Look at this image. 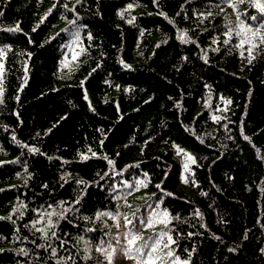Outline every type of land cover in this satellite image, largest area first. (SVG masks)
Returning <instances> with one entry per match:
<instances>
[{
  "label": "trees",
  "instance_id": "16d2710c",
  "mask_svg": "<svg viewBox=\"0 0 264 264\" xmlns=\"http://www.w3.org/2000/svg\"><path fill=\"white\" fill-rule=\"evenodd\" d=\"M235 14L264 28L255 0H0V264H264V44Z\"/></svg>",
  "mask_w": 264,
  "mask_h": 264
},
{
  "label": "rangeland",
  "instance_id": "374dc122",
  "mask_svg": "<svg viewBox=\"0 0 264 264\" xmlns=\"http://www.w3.org/2000/svg\"><path fill=\"white\" fill-rule=\"evenodd\" d=\"M256 4L260 3V4H264V0H255ZM247 8H242V11L246 10ZM232 8H229L228 10H226L227 13H232ZM236 12H238V10L236 9ZM237 14H235V17H233V20H236V22L238 23L237 26V30H235V32H240L241 31V25L243 24L245 26V29L247 28H251L252 32H246L245 37L246 39H252V35L253 32H256L257 30H259V33L261 35H264V28H262L261 26H252L251 24L242 21L241 18H237ZM76 34L73 36V38L68 42V44L65 46V52L63 55V59L60 65V71L61 73H64V70H73L75 69L78 64H79V57H80V53L82 50V44H81V37H80V32L77 30L75 31ZM241 39V37H240ZM254 43L259 44V39H255L253 40ZM249 45L245 44L244 48L241 49L238 47L240 52H248ZM254 50V49H253ZM76 57L75 59H73V57ZM0 65H2V69H0V94L3 90L2 87V81H3V72H4V65H5V56L3 54H0ZM176 158L177 160L180 162L181 166H182V183L185 185L186 184V179L188 177L189 172L192 171V167L193 165L197 164V159L195 154L190 151L189 149L185 148V147H181V146H176ZM182 150V151H180ZM188 156H191L194 160L195 163H193L191 160L188 159ZM185 165H187V169L185 168ZM140 192H136V194H134L135 196H138ZM133 195V194H132ZM127 247V240L124 238L123 232L121 235V242L120 245L116 251V254L118 257L122 258V256L126 253ZM164 259V258H163ZM162 259L157 263H161ZM155 263V262H154Z\"/></svg>",
  "mask_w": 264,
  "mask_h": 264
},
{
  "label": "snow or ice",
  "instance_id": "6c2138e0",
  "mask_svg": "<svg viewBox=\"0 0 264 264\" xmlns=\"http://www.w3.org/2000/svg\"><path fill=\"white\" fill-rule=\"evenodd\" d=\"M240 2H243V0H240ZM256 7L259 8L261 11H264V4L257 3ZM253 19H255V17H253ZM246 32H252V29L251 28L245 29V26L242 24L241 25V31L236 33L237 36L241 37L240 42L237 45V47L243 49L245 44L249 45L247 51H248V56L250 58L249 63H251V59H254V57L252 56L253 49L260 46L259 44L254 43L253 40L258 38L260 44H264V35H261L259 33V30H257L256 32H253L252 39L250 40V39L244 38ZM229 38H231V34H229ZM225 43H228V41L226 40ZM241 55L243 56V52H241ZM75 58L76 57L74 56L73 59H75ZM0 69H2V65H0ZM228 103H231V101H228ZM214 119H216V118L214 117ZM180 151H182V150H180ZM188 159L191 160L193 163H195V160L191 156H188ZM185 168L187 169V165H185ZM163 215L165 218H167V216H168L167 212H165ZM161 222H164V221L162 220ZM128 223H131V221H128ZM141 223L147 224V226H151L150 222L141 221ZM137 239H139L138 236H133L131 239H129V245H134L135 241ZM169 239H171V238L169 237ZM145 247L151 249V252L143 254V255L148 256V259L146 261H144L143 264H154V261L152 260V257H151V253L156 252V250H157L156 246L146 244ZM98 251H103V249H98ZM168 255L171 256L172 253L169 252ZM108 258H109V264H111V256L109 255Z\"/></svg>",
  "mask_w": 264,
  "mask_h": 264
}]
</instances>
